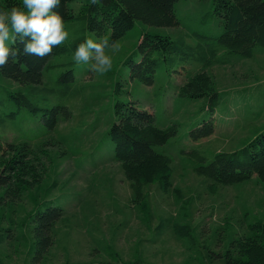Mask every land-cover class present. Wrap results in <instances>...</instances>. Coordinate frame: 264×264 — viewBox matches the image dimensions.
<instances>
[{
  "label": "rangeland",
  "instance_id": "obj_1",
  "mask_svg": "<svg viewBox=\"0 0 264 264\" xmlns=\"http://www.w3.org/2000/svg\"><path fill=\"white\" fill-rule=\"evenodd\" d=\"M72 1L77 9L83 0ZM175 10L177 26L137 21L114 47L106 49L111 68L104 74L93 73L89 64H78L76 79L82 92L73 103L71 118L53 134L31 141L30 162L41 174L40 183L29 177L31 186H15L18 198H1L5 188H0V230L4 233L10 226L12 232L0 242L3 264L31 260L33 233L31 224H25L31 223L30 215L43 198H58L65 216L56 225L54 244L40 264L114 263L113 250L122 264L137 258L141 264H226L224 259L212 258L210 251L224 252L233 239L249 233L248 224L264 220V180L253 176L234 184L212 185L195 173L197 161L189 155L192 149L209 156L233 151L264 130V48L252 58L228 54L227 63L205 70L221 93L214 112L202 109L201 99L179 96L176 86L187 72L176 74L161 67L154 83L147 85L131 78L124 64L137 51L143 32L178 38L196 30L214 36L222 31L212 0H178ZM187 39L198 42L195 37ZM198 71L199 64L190 65L189 73ZM0 81L27 89L5 77ZM118 81L123 85L120 98L151 110L161 126L178 124L177 134L164 145L173 158L171 185L163 189L155 182L148 187V212L134 202L122 163L113 160L108 149L98 148L101 139L109 148L104 134L112 122ZM211 117L214 132L193 139L191 127ZM14 139L11 131L0 134L5 146ZM176 222L192 225L194 246L175 233Z\"/></svg>",
  "mask_w": 264,
  "mask_h": 264
},
{
  "label": "trees",
  "instance_id": "obj_2",
  "mask_svg": "<svg viewBox=\"0 0 264 264\" xmlns=\"http://www.w3.org/2000/svg\"><path fill=\"white\" fill-rule=\"evenodd\" d=\"M178 0H83L76 9L72 0H61L56 11L63 17L68 38L65 44L53 48L44 59L22 54L23 45L11 43L21 50L0 69L1 77L27 86L15 89L0 81V134L13 132L14 141L0 143V188L4 196L18 198L15 186L24 188L39 184L41 174L36 164L30 162L32 142L55 132L62 121L72 116L74 101L81 96L77 83L78 64L73 60L76 46L86 38H98L108 34L109 43L121 38L137 21L154 26H177L180 20L175 10ZM214 13L222 22L219 35L193 31L187 37L172 38L168 35L143 32L137 51L129 54L124 64L129 66L130 77L151 85L156 72L165 67L167 72L185 74L176 90L181 97L201 99L202 109L214 112L219 105L221 93L216 90L205 70L215 64L227 63L228 54L252 58L258 49L264 48V0H212ZM22 0H0V10L19 6ZM207 18V15L204 16ZM195 37L197 43L187 38ZM199 64L196 73H189L191 64ZM118 81L112 104V122L98 148L109 150L113 160L120 161L131 182L133 200L148 212V187L159 183L163 189L171 185L173 158L164 145L178 132V124L161 126L154 113L142 108L133 100L120 98L123 89ZM215 121L211 117L191 127L193 139L214 132ZM103 137V138H104ZM103 144V145H102ZM104 147V149H103ZM189 155L197 164L194 171L212 185L234 184L258 176L264 180V130L256 134L242 147L233 151H219L212 156L198 149ZM20 181V182H18ZM22 183V184H21ZM32 183V185H33ZM65 216V209L58 198H43L30 215L33 245L31 260L23 264H40L48 255L55 241V227ZM10 226L4 233L0 230V242L8 239ZM180 237L197 243L190 223H174ZM249 233L233 239L224 252L211 250L214 259H224L226 264H264V220L248 224ZM114 263L122 264L116 251ZM0 264L3 261L0 259ZM70 264V263H64ZM125 264H141L137 258Z\"/></svg>",
  "mask_w": 264,
  "mask_h": 264
},
{
  "label": "clouds",
  "instance_id": "obj_3",
  "mask_svg": "<svg viewBox=\"0 0 264 264\" xmlns=\"http://www.w3.org/2000/svg\"><path fill=\"white\" fill-rule=\"evenodd\" d=\"M60 3L61 0H22L19 6L0 10V69L10 58L21 54V50L11 46L17 40L23 45V55L39 59L66 43L69 34L63 17L56 11ZM114 46L115 42L110 44L107 37H101L99 42L86 38L76 46L73 60L76 64H89L93 73L104 74L111 68L106 49Z\"/></svg>",
  "mask_w": 264,
  "mask_h": 264
}]
</instances>
